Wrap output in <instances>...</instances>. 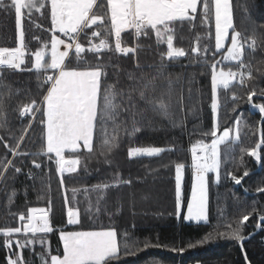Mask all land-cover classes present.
I'll return each instance as SVG.
<instances>
[{"label":"trees","instance_id":"16d2710c","mask_svg":"<svg viewBox=\"0 0 264 264\" xmlns=\"http://www.w3.org/2000/svg\"><path fill=\"white\" fill-rule=\"evenodd\" d=\"M104 2L106 3V0ZM231 3L236 29L245 37L255 35L257 38V50L254 53L250 50L245 52V60L250 64L246 71H252L255 79L246 80L244 85L234 81L229 89L218 90L221 107L217 134H222L225 129L238 128L239 141L234 146V150L227 152L226 157L228 146L221 149L222 165L219 182L209 183L210 223L208 225L204 222L188 223L184 218L185 206L193 184L191 149L198 141L203 140L204 143L210 144L213 139L211 136L203 135L214 123L210 108L211 68L208 64L197 62V58L191 52L194 46V34L206 31L205 28L197 26L192 31L187 27L178 30V36H182L183 39L178 38L175 43L188 50V55L174 63L165 60L167 67L163 69L162 75L157 72L161 57L157 51L154 34L150 38H141L144 48L138 53L140 69L135 67V61L130 58L131 54L129 57L115 52L103 54V63L108 64V57L111 56L110 64L120 66L122 82L125 81L127 71H135L137 75L143 74L148 79L156 77L154 83L157 86V95L160 90L165 91L164 98L169 102L170 115L165 117L159 111L142 104L146 109L141 121L142 131L134 137L121 133L119 147L107 156L99 154V144L94 140L97 154L86 161L87 170L81 167L77 173H66L64 187H61L54 158L53 160L45 157L36 158L42 165L41 169H36L32 164V159L35 157L14 158L5 148V143L15 147L21 135H24L19 151L36 153L40 150L43 128L40 123L41 113L36 114V119L25 134L24 129L29 118L19 116L18 106L21 103L27 104L33 99L39 102L43 90L47 88V85L38 88L39 81L34 72L7 74L5 83L11 86L12 95L11 98L7 95L4 97L7 124L6 127L0 128V138H2L0 162L7 158L23 171L16 174L12 168H9L5 180L0 182V230L19 226V214L27 215L30 208L45 209L50 210L49 218L54 227V231L47 234V248L52 255L58 254L57 250L60 255L63 253L62 242L59 239L61 229L114 228L118 232L119 243L123 241V233L127 232L132 254L123 255L124 249L121 248V259L114 261L113 264H264V223L256 233L260 216L264 215V192L258 191L264 188V143H261L264 140V114L252 107L253 104H264V96L259 95L260 90L264 89V0H231ZM33 20L40 25L39 28L30 24L27 19L23 22L26 43L32 53L39 50L43 46L42 41L49 40L51 35L50 31H45L46 28L51 27L50 17L45 19L40 13L33 12ZM211 34L212 38L202 41V45L208 44L212 51H215L214 22L211 25ZM111 41L114 46V38H111ZM82 43L86 45L85 41ZM131 43L132 41H129V44ZM16 46L17 29L14 10L0 9V48ZM160 48L166 49V45H160ZM226 48L222 52H226ZM85 55L92 64L96 63L92 54L85 53ZM207 58L210 62L213 59L221 61L222 55L216 53L213 58L209 53ZM28 59L30 57L26 56V60ZM107 71L109 75L106 83H111L114 79L112 74L117 69L108 67ZM169 79L172 81L170 92ZM253 88L258 94L249 102L248 93ZM16 90H19L18 94ZM0 92L6 94L7 89H0ZM233 94L238 98L235 102L232 100ZM237 121L240 122L239 125ZM260 143L262 144L260 164L253 156L240 150L256 148ZM148 146L172 150L165 151L157 157L128 158L129 148ZM65 155L67 158L71 154ZM81 155H86V152L81 150ZM106 159L110 163H107ZM177 162L185 164L181 189L183 206L179 214L175 196ZM29 170L32 171L35 179L28 178ZM245 171L248 172L247 176H244ZM228 173L238 178L243 177L241 185L236 184ZM117 175L120 179H130L131 185L110 189L106 196L107 210L89 218L84 211L87 201L83 189L91 188L101 182H112ZM73 188L80 190L74 201ZM13 189L16 195L14 202L9 205L8 196ZM66 196L69 201L67 204ZM90 199L95 203L96 194H90ZM69 207L79 208L81 225L66 224ZM245 214L250 215L242 225L240 233L244 237L242 241L216 234L218 222L221 225L218 231L224 233L230 230L229 225L236 227ZM208 233H212L215 238L206 243H199ZM15 239L16 237L12 238V248L9 249L5 246L4 237L0 235V264H8V259H15L14 253L21 251L27 264H41L37 255L43 250L40 244L19 250L15 247ZM145 243L151 246L145 247Z\"/></svg>","mask_w":264,"mask_h":264},{"label":"snow or ice","instance_id":"6c2138e0","mask_svg":"<svg viewBox=\"0 0 264 264\" xmlns=\"http://www.w3.org/2000/svg\"><path fill=\"white\" fill-rule=\"evenodd\" d=\"M0 9L14 10L17 29V46L13 48H0V89H7V93L0 92V128L6 127L5 95L11 98V86L5 83L8 73L34 72L36 74L38 88H47L42 92V99H35L29 103H21L18 106L19 116L28 117L29 120L24 129L27 133L36 114L41 113L40 123L42 128V144L36 153L19 151V146L24 141L21 135L16 146L5 143V148L15 158L16 156L35 157L32 164L36 169L42 165L36 158L45 157L53 160L56 172L60 176L61 187H64L65 174H74L83 167L87 170V160L95 157L97 148L94 140L99 144V154L107 156L119 147L121 133L134 137L142 131V119L145 108L150 106L153 110L165 117L169 116V102L164 97V90L157 95V86L154 83L156 77L146 78L143 74L137 75L135 71L125 72V81L121 80L119 65L103 63V54L115 52L121 56L129 57L135 61V67L140 69L138 59L139 51L143 50L142 37L155 35L157 51L161 57V63L157 68L158 74H163L167 67L165 60L177 62L188 55V50L176 45L175 41L183 39L178 36V30L185 27L189 31L197 26L205 28L204 33L196 32L193 37L194 46L191 52L197 58V62L208 64L211 68V104L214 123L212 128L203 133L213 139L210 144L203 140L198 141L191 149V169L193 172V184L191 199L187 204L188 221H203L205 225L210 223L208 214V173H214L216 181L220 179L222 165L221 148L228 144L225 152L234 150L239 141V130L231 135L230 129L223 130L218 135V116L221 107L218 90H227L235 81L244 85L246 80L255 77L249 62L245 60L246 50H257V38L255 35L245 37L234 25L233 6L231 0H0ZM103 9V11H101ZM25 10H27L25 12ZM33 12L40 13L45 19L50 17V39L42 41V47L34 53L26 43V31L24 20L39 28L33 20ZM214 22V49L202 41L212 38L211 25ZM231 30V35L229 34ZM59 34V35H57ZM61 37H65L61 38ZM114 38V46L111 41ZM34 39H39L34 37ZM230 40L226 52H222L225 42ZM82 41L86 42L82 43ZM129 41H132L129 44ZM160 45H166L161 49ZM63 48V50H61ZM85 53L92 54L96 60L92 64ZM214 58L216 53H221L222 60L235 62L236 70L228 67H218L220 60H208V54ZM26 56L30 59L26 60ZM46 56L49 57L46 59ZM75 61V64H73ZM80 65H84L81 67ZM108 67H115L112 75L113 82L106 83ZM169 92L172 81L168 82ZM17 94L19 90H16ZM191 91V90H189ZM257 91L253 88L248 93V101L251 102ZM264 96V89L259 92ZM238 98L232 95L235 102ZM261 114H264V104L255 105ZM235 108H233V111ZM123 117V119L121 118ZM140 117L141 119H138ZM239 125V121L236 122ZM2 139V138H0ZM264 143V140L261 141ZM259 147V145H257ZM81 150L86 155H81ZM155 146L129 148L128 158L157 157L165 151H171ZM248 155L259 159L256 148L240 149ZM66 153L71 154L66 158ZM107 163H110L106 159ZM12 168L16 174L22 173V168L17 167L12 160L0 162V182L5 180V174ZM184 163L175 164V196L176 209L179 214L181 209V189ZM236 184H240L243 177H237L228 173ZM248 172H244L247 176ZM15 177H13L14 179ZM29 179H35L31 170ZM132 181L120 179L119 176L112 182H101L91 188H84L83 193L87 201L85 213L92 218L101 211L107 210L106 196L110 189L119 188L121 185H131ZM79 189L73 188V201ZM264 192V188L258 189ZM95 193V203L90 199V194ZM15 189L8 196V204L14 202ZM65 203H69L67 196ZM66 224L68 226L81 225V213L78 207H69L67 210ZM250 214L243 215L236 227L229 225V231L220 233L219 222L216 225V234L225 238L242 241L240 234L244 221ZM50 210L30 208L27 215L19 214V226L0 230L4 237L5 246L12 248L13 237L15 247L19 250L40 244L42 251L37 253L41 264H113L123 255L132 254L127 232L123 233L122 243H118V232L114 228L101 230H78L70 228L61 229L59 239L62 242L63 253L52 255L47 248V234L54 231L50 221ZM264 221V215L260 216ZM40 234V235H38ZM23 236V239L19 237ZM212 233H208L199 243H206L214 239ZM145 243V247H149ZM195 246V245H190ZM15 259L9 258L8 264H27L21 252L14 253Z\"/></svg>","mask_w":264,"mask_h":264},{"label":"rangeland","instance_id":"374dc122","mask_svg":"<svg viewBox=\"0 0 264 264\" xmlns=\"http://www.w3.org/2000/svg\"><path fill=\"white\" fill-rule=\"evenodd\" d=\"M230 32H231V30H230ZM230 35H231V33H229ZM57 35H59V34H57ZM61 38H64V37H61ZM230 45V40L229 41H226L225 42V47H228ZM224 47V48H225ZM226 50H227V48H226ZM46 58H47V56H46ZM218 67H223V68H225V70H227V68L228 67H232L233 69L234 68H236V65H235V62H227V61H223V60H221V64L218 66ZM253 107V106H252ZM254 108H256V109H258L257 107H253V109ZM221 133V132H220ZM235 133H236V128H234V129H232L231 130V135H235ZM225 146H228V144L226 143V144H223V145H221L220 146V148L222 149L223 147H225ZM261 146H262V144L260 143L259 144V147H257L256 146V150H257V153H258V155H259V159L258 160H261L262 159V156H261V153H260V148H261ZM255 158V157H254ZM256 159V158H255ZM209 175H210V177H209ZM208 177L210 178H208V189H209V183H211L210 181H213V182H217L216 181V177H215V174L214 173H208ZM212 178V179H211ZM182 183H183V180H182ZM239 185H241V183L239 184ZM191 191H192V187H191V189H190V194H189V197H188V200H187V202H189L190 201V199H191ZM261 192V191H260ZM183 191H181V209H182V206H183ZM149 199V198H148ZM208 199H209V190H208ZM148 201V200H147ZM188 204V203H187ZM187 204H186V208H185V214L187 215ZM208 204H209V201H208ZM180 209V210H181ZM209 214V213H208ZM185 215V216H186ZM185 221L186 222H193V223H198V222H196V221H188V220H186L185 219ZM201 222H203V221H201ZM201 222H199V223H201ZM263 223H264V221H262L261 219L259 220V225H258V229H257V231H256V233L258 232V230L259 229H261V227H262V225H263ZM98 230V229H97ZM246 240H248V239H246ZM61 242V241H60ZM62 249H63V246H62Z\"/></svg>","mask_w":264,"mask_h":264},{"label":"crops","instance_id":"0c3cea01","mask_svg":"<svg viewBox=\"0 0 264 264\" xmlns=\"http://www.w3.org/2000/svg\"><path fill=\"white\" fill-rule=\"evenodd\" d=\"M99 1V0H98ZM64 39H66L65 37H64ZM61 50H63V48H61ZM118 243H119V240H118Z\"/></svg>","mask_w":264,"mask_h":264},{"label":"water","instance_id":"95a60500","mask_svg":"<svg viewBox=\"0 0 264 264\" xmlns=\"http://www.w3.org/2000/svg\"><path fill=\"white\" fill-rule=\"evenodd\" d=\"M241 182H243V181H241Z\"/></svg>","mask_w":264,"mask_h":264}]
</instances>
